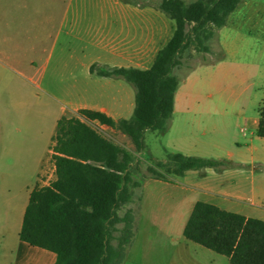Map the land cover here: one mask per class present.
Segmentation results:
<instances>
[{"label": "crops", "instance_id": "crops-1", "mask_svg": "<svg viewBox=\"0 0 264 264\" xmlns=\"http://www.w3.org/2000/svg\"><path fill=\"white\" fill-rule=\"evenodd\" d=\"M156 5L0 0V264L56 263V254L23 242L20 233L32 192L57 180L58 122L79 117L83 109L116 121L133 116L134 85L99 73L153 66L175 31ZM218 39L222 59L184 76L165 134L174 153L227 165L188 171L175 184V178L147 182L181 183L193 194L190 213L202 201L264 221V137L257 135L264 101V0H242ZM203 95L215 102L202 103ZM60 96L95 100L68 109Z\"/></svg>", "mask_w": 264, "mask_h": 264}, {"label": "trees", "instance_id": "trees-1", "mask_svg": "<svg viewBox=\"0 0 264 264\" xmlns=\"http://www.w3.org/2000/svg\"><path fill=\"white\" fill-rule=\"evenodd\" d=\"M242 0H160L157 9L175 22L171 40L148 70L115 69L101 76H122L137 90L131 119L114 120L105 113L83 109L79 117H63L53 139L57 180L32 192L20 239L57 256L55 264H125L135 238L134 213L120 215L141 183L132 179L135 155L106 138L89 123L99 122L116 130L145 150L148 130L165 133L174 112L182 78L176 70L191 47L208 51V42L224 28ZM223 54L221 53V60ZM193 68L190 69L191 72ZM188 72V73H189ZM84 119L85 121H83ZM264 137V101L257 131ZM176 177L191 170L219 168L223 161L168 157ZM158 167H164L158 163ZM154 179L171 182L155 167ZM122 226V227H120ZM186 240L229 258L231 264H264V221L223 210L199 201L184 229Z\"/></svg>", "mask_w": 264, "mask_h": 264}, {"label": "rangeland", "instance_id": "rangeland-1", "mask_svg": "<svg viewBox=\"0 0 264 264\" xmlns=\"http://www.w3.org/2000/svg\"><path fill=\"white\" fill-rule=\"evenodd\" d=\"M159 1L156 0V3L158 4ZM184 1L192 3L195 0ZM165 16L175 28V22L168 15L165 14ZM207 47L208 51L195 46H191L186 51L183 56V65L176 70L179 78L183 79L191 68L216 62L220 58L222 51L219 45L218 31L208 42ZM260 84L262 85L260 89L264 90V77ZM134 89L137 93L136 88ZM206 89L204 88V90ZM60 100L63 106L71 109L85 104H93L95 97L60 96ZM201 102L212 103L215 101L207 99L203 95ZM89 124L103 136L125 146L135 155L131 169L132 179L141 183L142 188L134 189L136 190L134 196L136 205L128 204L122 207L119 212L120 215H124L131 210L136 218L135 238L132 245L128 247L125 264H230L228 257L190 242L184 237V229L191 214L189 211V200L193 195L191 192L186 190L181 183L177 187H165L147 182L149 179H153L148 171V168L152 166L169 179L175 178L174 184L181 181L174 176L172 173L174 166L168 162V157L176 153L167 147L170 140L167 134L148 130L144 139L145 150L137 152L131 141L124 143L125 139L122 133L109 127ZM158 163H163L164 167L159 168Z\"/></svg>", "mask_w": 264, "mask_h": 264}]
</instances>
